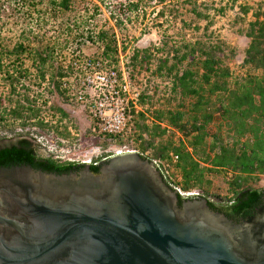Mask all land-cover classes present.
<instances>
[{"label": "water", "instance_id": "water-1", "mask_svg": "<svg viewBox=\"0 0 264 264\" xmlns=\"http://www.w3.org/2000/svg\"><path fill=\"white\" fill-rule=\"evenodd\" d=\"M80 165L0 167V264H264V201L237 222L139 151Z\"/></svg>", "mask_w": 264, "mask_h": 264}, {"label": "trees", "instance_id": "trees-1", "mask_svg": "<svg viewBox=\"0 0 264 264\" xmlns=\"http://www.w3.org/2000/svg\"><path fill=\"white\" fill-rule=\"evenodd\" d=\"M171 1L172 4L163 5L160 15L165 17L169 14L173 19L180 20L183 38L173 43L163 40L160 45L135 49L132 66L136 69L137 65H141L142 69L152 70L169 80L173 91L179 93L183 101L191 98L189 113L176 111L174 115L168 116L167 124L163 125L164 113H158V119L151 120L145 111L133 108L127 140L135 139L138 142L137 149L143 156L151 149V156L146 157L171 160L183 177L184 192L202 188L205 184L210 186L212 180L206 177L208 175L232 171L235 176L230 182L233 191V196L229 198L231 203L221 204L219 208L235 219H245L262 205L264 196V188L248 183L256 172L264 173V10L256 9L244 27L245 35L250 38L242 64L247 67V73L237 76L231 66L236 55L235 49L226 40L215 37L213 31L208 33L217 17L216 13L210 11L212 8L209 4L200 0ZM71 3L72 0H0V17L7 13L17 15V12L22 15L26 11L30 16V9H33L45 19L51 7L65 14L70 11ZM138 6L135 4L136 8ZM241 9L246 15L251 6L243 4ZM224 10L225 7H222L223 13ZM203 20L205 24H202ZM84 23H87L86 19L81 22L82 25ZM190 32L192 36L187 37ZM199 32L202 34L198 35ZM23 33L13 46L4 43L0 36V75L5 81L4 85H10L13 93H16L18 83L29 71L25 60L31 61L39 69L44 80L45 68L55 54V46L50 48L38 40H33L38 42L34 45L30 38L27 41L21 38ZM29 33L33 35L34 30L31 28ZM87 39L92 40L93 36ZM97 39H109L105 44V55L119 65L118 57L115 56L117 47L112 46L115 40L108 38L105 30L98 34ZM67 74L59 73L62 78ZM130 74L135 80V74ZM56 86L63 91L61 81H57ZM143 98L141 94L139 102ZM25 99L28 105L19 98L6 107L0 93V113L9 109L13 117L23 119L27 116L26 111H29L30 117H37L39 110L29 106V96ZM57 110L63 116H68L63 108L58 107ZM216 114L223 119H232L241 127L238 129L239 134L251 132L252 144L248 151L241 149V153L237 150V142L230 144L211 135L207 127L214 121ZM248 119L252 123L246 127ZM175 129L183 137L176 139ZM208 136H212L211 139ZM117 140L123 142L125 138L117 136ZM14 164H31L35 168L57 173L71 172L76 165L43 155L35 142L26 136H18L16 140L0 145V167ZM91 167L98 172L100 165ZM206 191L209 193L208 189ZM179 203H182L181 196ZM209 205L217 209L216 203L209 201Z\"/></svg>", "mask_w": 264, "mask_h": 264}, {"label": "rangeland", "instance_id": "rangeland-1", "mask_svg": "<svg viewBox=\"0 0 264 264\" xmlns=\"http://www.w3.org/2000/svg\"><path fill=\"white\" fill-rule=\"evenodd\" d=\"M200 1H206L212 8L210 11L217 14L208 33L213 31L215 37L218 36L226 40L235 49L236 55L231 62L232 70L237 76H244L247 73L245 69L247 67H243L242 64L250 42V38L245 35L244 27L256 9L264 10V0ZM171 2V0H72L70 11L61 14L58 9L54 10V7H51L50 13L46 15L45 19H42L39 16L40 13L33 11V9H30L32 14L30 16L29 12L26 11L22 15L17 12L18 17L9 13L3 15L2 18L0 17V36L3 42L9 46H13L17 42L22 31H24L21 37L23 40L27 41L30 38L34 45H37L38 42L33 40H38L50 48L55 46L54 58L45 68L46 79H42L39 69L28 60H25V66L29 67V71L18 83L16 93L12 92L10 85H4L5 81L0 75V93L4 98V106L7 107L10 102L13 103L19 98L22 99V102L27 103L25 98L29 96L31 101L29 106L39 110L37 117H30L29 111H26L27 116L25 115L26 117L23 119L13 117L9 113V109L1 112L0 141L12 137L30 136L34 138L35 144L40 150L42 146L36 141L38 138H43V141L48 139L58 142L60 139H64L67 142L66 145L83 144L81 151L77 149L75 152L77 154L90 149L86 148L87 146L100 147L99 152L93 153L98 158L114 154L124 146L132 149L139 148L135 139L109 142L102 138H94L96 134L93 131L91 117L85 111L74 106L64 92L58 90L56 86L57 81H62L59 73L69 71L70 61L74 55H96L102 47H105L109 39L107 41L97 39L102 30L107 31L108 38L111 37L112 40H115L112 46L117 47L118 53L115 56L118 57L119 66L123 64L127 71L130 70L132 74H135L136 79L134 81L144 96L139 102V110L145 111L151 120L157 118L158 113H164L163 125L167 124L168 116L174 115L176 111L183 113L184 110L187 112L191 106V98H185L183 101V97L173 91V86L169 80L158 76L152 70L142 69L141 65H137L136 69L132 66L135 49L160 45L163 40L173 43L183 38L181 21L173 19L169 14L165 17L160 15L163 5L172 4ZM135 4L139 6L136 8ZM243 4L251 6V10L246 15L241 9ZM222 7H225L224 13L221 11ZM84 19L87 20V23L82 25L81 22ZM202 24H205L204 20ZM31 28L34 30L33 35L29 33ZM202 33L197 34L201 35ZM88 36H93V41L87 39ZM190 36H192L191 32L187 33V37ZM58 107L63 108L68 116H63L57 110ZM187 114L185 119H187ZM181 123H183V119ZM251 123L252 120L248 119L246 127H249ZM207 129L212 136L218 137L220 141L230 144L237 142V150L241 153L243 152L241 149L248 151L252 144L250 131L239 134L238 129L241 127L232 119H223L219 114H216L214 121L209 124ZM175 132L176 139L183 137L178 130ZM212 136H208L209 139ZM84 146L86 147L83 148ZM151 153L152 150L150 149L144 155L151 156ZM155 160L165 171L168 180L183 193L198 192L201 196H211L215 201L216 197L231 198L233 196L230 182L235 175L232 171H221L208 175L206 177L212 180L210 186L205 184L202 188H194L184 192L182 189L183 177L175 169L174 163L171 160L159 158ZM254 176L248 183L255 187L264 188V173L256 172Z\"/></svg>", "mask_w": 264, "mask_h": 264}, {"label": "built area", "instance_id": "built-area-1", "mask_svg": "<svg viewBox=\"0 0 264 264\" xmlns=\"http://www.w3.org/2000/svg\"><path fill=\"white\" fill-rule=\"evenodd\" d=\"M104 48L102 47L96 55H74L70 61L68 74L62 78L61 84L67 99L91 117L93 131L96 134L94 138L113 142L116 141L117 136L128 139L127 129L132 120V109L139 110L141 90L123 64L122 66L116 65L105 55ZM42 139H36L42 146L40 153L58 160L79 164H96L114 154L139 151L124 146L114 154H108L102 158L94 154L78 156L75 152L77 149L81 151V145H83L81 143L66 145L67 142L64 139H60L59 142ZM86 148L93 147L91 145ZM153 160L165 179L170 182L160 164L155 159ZM195 194L199 193L195 192Z\"/></svg>", "mask_w": 264, "mask_h": 264}, {"label": "flooded vegetation", "instance_id": "flooded-vegetation-1", "mask_svg": "<svg viewBox=\"0 0 264 264\" xmlns=\"http://www.w3.org/2000/svg\"><path fill=\"white\" fill-rule=\"evenodd\" d=\"M83 167V165H80V164H76L75 166H74V170L73 171H79L81 168ZM168 182V181H167ZM168 183H170V182H168ZM203 197H206L207 199H209V201H212V202H214V203H216L217 205H216V207H217V209H215V210H218V211H221V212H223V213H225L224 211H222L219 207H220V205L221 204H224V203H231V201H229V198H224V197H216V201H215V199H213L211 196H209V195H207V196H205V195H202ZM263 201H264V196H263ZM263 204V203H262ZM260 207V206H259ZM258 207V208H259ZM214 209V208H213ZM257 211V210H256ZM226 214V213H225ZM229 218H231V219H233L234 221H237V222H241V221H243L244 219H235V218H233V217H231V216H229L228 214H226ZM253 215V214H252ZM251 216V215H250ZM246 219V218H245Z\"/></svg>", "mask_w": 264, "mask_h": 264}]
</instances>
